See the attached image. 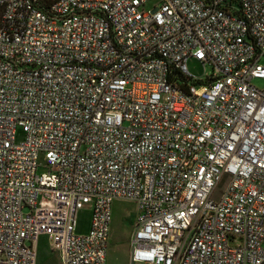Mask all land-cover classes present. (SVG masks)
I'll return each mask as SVG.
<instances>
[{
  "label": "built area",
  "instance_id": "2783aa9c",
  "mask_svg": "<svg viewBox=\"0 0 264 264\" xmlns=\"http://www.w3.org/2000/svg\"><path fill=\"white\" fill-rule=\"evenodd\" d=\"M115 200L129 264H264V0H0V264H106Z\"/></svg>",
  "mask_w": 264,
  "mask_h": 264
},
{
  "label": "rangeland",
  "instance_id": "374dc122",
  "mask_svg": "<svg viewBox=\"0 0 264 264\" xmlns=\"http://www.w3.org/2000/svg\"><path fill=\"white\" fill-rule=\"evenodd\" d=\"M187 68L195 77L203 76L202 66L194 59L187 61ZM261 86L262 83L255 82ZM225 179L220 188H223ZM111 225L108 237L106 264H129V238L131 237L135 206L132 202L115 200L111 207ZM76 234H86L91 220V204H84L77 213ZM36 264H60L58 255L50 248L48 239L42 236L38 239Z\"/></svg>",
  "mask_w": 264,
  "mask_h": 264
}]
</instances>
